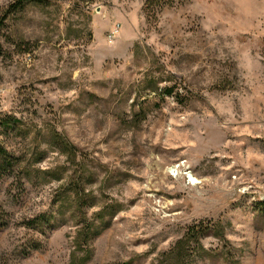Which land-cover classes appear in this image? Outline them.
Listing matches in <instances>:
<instances>
[{"label": "rangeland", "instance_id": "1", "mask_svg": "<svg viewBox=\"0 0 264 264\" xmlns=\"http://www.w3.org/2000/svg\"><path fill=\"white\" fill-rule=\"evenodd\" d=\"M17 1L0 0L18 164L0 264H264V0ZM54 130L79 150L83 209L65 179H27L67 166Z\"/></svg>", "mask_w": 264, "mask_h": 264}, {"label": "trees", "instance_id": "2", "mask_svg": "<svg viewBox=\"0 0 264 264\" xmlns=\"http://www.w3.org/2000/svg\"><path fill=\"white\" fill-rule=\"evenodd\" d=\"M86 3L92 4L95 3L96 1L99 0H83ZM151 1V0H150ZM149 1V2H150ZM49 1L47 0H18L17 2L11 4L8 8L9 13L11 12H17L20 11L21 8H24L25 5L28 4H42V5H47ZM173 92L170 91V94ZM16 120L13 119H5V120H0V128L11 132H16ZM49 137H51L52 140V145L57 148V150L66 158V164L67 166L64 165V167L55 169V170H37V171H30L28 169V181H32L33 177H38L39 174H43L45 177L46 182H50L51 179L60 181L61 179L66 180V185L68 186V198L67 200L71 201V205H76L80 209L82 208V203L84 201H88L92 197V194H86L85 187L81 185V188L75 185V172L76 170L75 167H78L80 163V154L78 148L72 144V142L67 138L64 137L63 134L58 132L57 130L50 131ZM15 156L9 151V148H7L3 142L0 140V178H3V176L13 173L18 166ZM59 174V175H58ZM62 202L66 203L65 200H61ZM264 205V204H263ZM113 209V206H106L104 211L107 213L108 210ZM112 213L111 217H113L116 212ZM76 215V213H75ZM47 219L45 217L39 218L32 222V225L35 224H43ZM3 227L0 225V228ZM196 227H193L192 229L189 230L186 239L189 240L191 239L195 234Z\"/></svg>", "mask_w": 264, "mask_h": 264}, {"label": "built area", "instance_id": "3", "mask_svg": "<svg viewBox=\"0 0 264 264\" xmlns=\"http://www.w3.org/2000/svg\"><path fill=\"white\" fill-rule=\"evenodd\" d=\"M179 169H181V166H180V165L175 166V167H171V169H170V173L176 174V176H177V175L180 174V173H179ZM191 183H192V182H191Z\"/></svg>", "mask_w": 264, "mask_h": 264}, {"label": "bare ground", "instance_id": "4", "mask_svg": "<svg viewBox=\"0 0 264 264\" xmlns=\"http://www.w3.org/2000/svg\"><path fill=\"white\" fill-rule=\"evenodd\" d=\"M192 182H193L194 184H198L197 180L193 179V177H192Z\"/></svg>", "mask_w": 264, "mask_h": 264}]
</instances>
